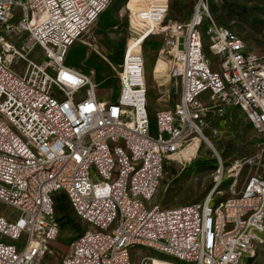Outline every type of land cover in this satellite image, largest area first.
I'll return each mask as SVG.
<instances>
[{
	"label": "built area",
	"instance_id": "obj_1",
	"mask_svg": "<svg viewBox=\"0 0 264 264\" xmlns=\"http://www.w3.org/2000/svg\"><path fill=\"white\" fill-rule=\"evenodd\" d=\"M110 3L0 0V202L11 208L0 212V264H43L62 200L83 228L60 264H242L264 243V146L235 162L226 197L175 206L153 198L166 162L211 115L238 107L264 141V56L218 23L209 0L163 26L169 0H128L131 16L166 33L179 85L176 103L152 120L142 53L125 52L115 99L101 96L95 69L66 61L82 38L107 60L91 30Z\"/></svg>",
	"mask_w": 264,
	"mask_h": 264
},
{
	"label": "rangeland",
	"instance_id": "obj_2",
	"mask_svg": "<svg viewBox=\"0 0 264 264\" xmlns=\"http://www.w3.org/2000/svg\"><path fill=\"white\" fill-rule=\"evenodd\" d=\"M164 2L165 0H157ZM128 0H111L109 7L100 15L91 32L96 37L94 47L107 58L104 59L90 45L77 41L71 46L66 61L68 64L88 70L95 69V80L103 98L115 99L120 90V78L123 57L129 42L138 37V29L131 26L132 19L144 23L141 17L127 9ZM210 11L219 24L229 28L241 37L250 51L264 56V0H209ZM194 0H169V12L162 24L185 20L192 11ZM134 6V3H130ZM152 33V32H151ZM148 34L143 41L148 107L151 118L158 108L172 107L179 95V85L169 75L168 57L165 54L167 35L159 30ZM207 55L213 62L217 57L211 55L208 46ZM43 59L39 51L32 54ZM113 67H112V65ZM160 65H159V64ZM25 63L17 71L23 73ZM203 137L195 145H190L183 153L166 162L165 171L153 202L162 206H175L193 202H202L211 193L219 198L229 195L233 181L232 168L238 159H247L259 153L264 141L255 130L252 122L238 107H232L223 116L211 115L203 128ZM246 169L239 175L238 184L245 181ZM0 212L9 213L11 208L0 202ZM61 218V230L58 237L48 243L43 255V264H60L74 237L83 228L81 221L68 220L72 211L66 205H57ZM155 254V253H154ZM242 264H264V243L255 249L252 258Z\"/></svg>",
	"mask_w": 264,
	"mask_h": 264
},
{
	"label": "bare ground",
	"instance_id": "obj_3",
	"mask_svg": "<svg viewBox=\"0 0 264 264\" xmlns=\"http://www.w3.org/2000/svg\"><path fill=\"white\" fill-rule=\"evenodd\" d=\"M142 20H144L143 21L144 23H142L141 27L139 25L140 24L139 21L136 20L135 18L132 19V23H131V26L136 27L138 29V37L135 40L132 39L129 42V44H128L127 48H126V51L129 50V54L132 55L133 57H135L138 54L142 53L143 41L147 37V35L152 32L151 30L160 27V25L158 23L152 22L150 19H144V18H142ZM201 137L205 138L203 135H200L199 137H196V139L190 145H192V146L195 145V143H197L198 139H200ZM190 145L186 146L183 149V152ZM156 264H160V263L159 262H156Z\"/></svg>",
	"mask_w": 264,
	"mask_h": 264
},
{
	"label": "trees",
	"instance_id": "obj_4",
	"mask_svg": "<svg viewBox=\"0 0 264 264\" xmlns=\"http://www.w3.org/2000/svg\"><path fill=\"white\" fill-rule=\"evenodd\" d=\"M59 204H60V205H62V204H63V205H66V203H65L64 200H62L61 203H59ZM67 218H68V220H69V217H67Z\"/></svg>",
	"mask_w": 264,
	"mask_h": 264
}]
</instances>
